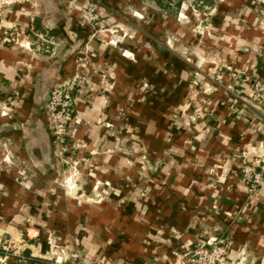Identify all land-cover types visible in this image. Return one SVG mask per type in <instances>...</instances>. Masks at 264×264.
I'll return each instance as SVG.
<instances>
[{
    "label": "crops",
    "instance_id": "1",
    "mask_svg": "<svg viewBox=\"0 0 264 264\" xmlns=\"http://www.w3.org/2000/svg\"><path fill=\"white\" fill-rule=\"evenodd\" d=\"M89 1L12 8L46 49L0 44V258L189 264L177 253L214 238L264 264V184L252 198L240 176L244 151L264 161V0H204L199 17L190 0H104L84 29ZM76 73L79 147L63 160L48 94Z\"/></svg>",
    "mask_w": 264,
    "mask_h": 264
},
{
    "label": "built area",
    "instance_id": "2",
    "mask_svg": "<svg viewBox=\"0 0 264 264\" xmlns=\"http://www.w3.org/2000/svg\"><path fill=\"white\" fill-rule=\"evenodd\" d=\"M82 23L89 25L99 20L98 6H86L81 15ZM15 40V39H13ZM10 41V39H9ZM83 79L79 73L74 74L71 78L61 82L53 88L50 93L47 112L49 115L50 126L53 135L60 147V151L67 149H77L78 125L79 120L76 116L75 100L78 88L81 86ZM254 97L264 101V81H257L253 86ZM112 127L111 124L107 125ZM242 182L247 186L250 197H255L257 192L264 184V161L252 162L247 152L242 153L241 163ZM225 248L219 246L216 239H212L203 245H199L196 250L186 254L191 264H247L245 258L234 262L227 255ZM22 259H26L22 252L19 253ZM6 255L0 258V264H7ZM55 264H111L105 261H91L82 257L79 253L72 254L67 261L62 257L55 259Z\"/></svg>",
    "mask_w": 264,
    "mask_h": 264
},
{
    "label": "rangeland",
    "instance_id": "3",
    "mask_svg": "<svg viewBox=\"0 0 264 264\" xmlns=\"http://www.w3.org/2000/svg\"><path fill=\"white\" fill-rule=\"evenodd\" d=\"M37 1L38 0H0V24L2 25V27L0 28V44L20 45L21 47H23V48H25V49H27L29 51H32V50L34 51L35 50L33 45L37 46L36 49H39L40 51H43L44 49H46V47L44 48V45H41V44L39 45V43H35L36 38L32 39L30 37L31 39L29 38L27 41H26V39H22V36H25V35L29 36V33L23 32L21 30L19 31V28H21V26L19 24L14 23V25H13L14 27L13 28H11L9 26V22L11 20V16H12V13H13L12 12V8H14L16 5L21 6V5H24V4H29V5H31L33 7H36ZM63 1L66 3L67 0H63ZM201 1H204V0H190V4L191 5L189 6V8L193 12V14L195 16H198V17L201 16L204 12H208L209 13L210 10H211V8L205 9L204 8V3H201ZM176 2H177V0L174 2V4ZM91 4L98 6L99 20L97 22H95L94 24L89 25V26L87 24L82 23L81 15H82L83 10H84L85 7L82 8V10L80 11V20L79 21L82 23L84 29H87L86 27H89L90 29L95 28L96 24H98L102 20V18H103L102 16L104 15V13H103L104 0H90L87 6H89ZM69 6H70V4H68V2H67L66 7L69 8ZM208 6H210V5H208ZM175 7H176V4H175ZM129 11L132 12V10L130 8H129ZM176 11H177V8L174 9V14H176ZM132 14H134V13H132ZM82 25H80V27ZM190 25H191L192 29L195 31V33H199V32L202 31V27L201 26H206V25H202L201 22H198L197 19H196V21L190 20ZM9 39H10V41H9ZM13 39H15V40H13ZM39 39H40V41L44 42L45 45H48V46L52 45L51 44L52 40H50V38L47 37V36L39 37ZM262 53H264V48L262 49ZM123 56H125V57L127 56V57H129L131 59H134V56L131 53L125 52L123 54ZM81 59H85V57L83 58V57L79 56L77 60L81 61ZM53 88L51 89V91L53 90ZM80 88H83V87L80 86L78 89H80ZM51 91H50V93H51ZM50 93L48 94V98L50 96ZM0 122H1V119H0ZM51 130H52V128H51ZM52 134H53V132L51 133V135ZM53 142H54L55 147H58L60 149L58 143L56 142V139H55L54 135H53ZM70 150H72V149H67L66 151H59V152L56 150L57 151V156L62 157L63 160H67L66 156L68 154V151H70ZM127 153H128V151H127ZM68 169H69V167L67 166L65 168V170L68 171ZM75 170L76 169H74L73 171H75ZM240 176H241V180H242L241 170H240ZM66 188L67 189L69 188L67 184H66ZM249 196H250V193H249ZM225 215L227 217H232L233 216L231 213H228V214H225ZM212 239H214V238H210L205 243H207L208 241H211ZM217 242L219 243L218 240H217ZM219 246L225 248V250L227 252L226 255L229 257V254H228L226 246L224 244H222V243H219ZM196 249H197V247L194 248V249H190V250H188V251H186L184 253L179 252L177 254H178L179 258L181 257L182 259L186 260L189 264H191L189 262V257L190 256H186V254H188V253H190V252H192V251H194Z\"/></svg>",
    "mask_w": 264,
    "mask_h": 264
}]
</instances>
